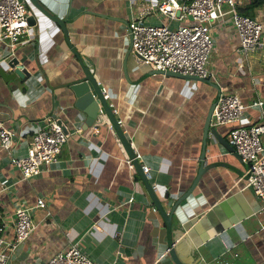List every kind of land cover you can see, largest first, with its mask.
Here are the masks:
<instances>
[{
    "label": "crops",
    "instance_id": "crops-1",
    "mask_svg": "<svg viewBox=\"0 0 264 264\" xmlns=\"http://www.w3.org/2000/svg\"><path fill=\"white\" fill-rule=\"evenodd\" d=\"M38 1L65 20L67 33L24 0L35 22L29 29L32 39L21 42L15 56L29 76L9 81L0 76V121L16 131L11 155L26 154L33 132L49 115H57L69 135L57 161L26 178L0 146L3 247L14 238L16 207H30L33 222L27 238L8 251L6 264H43L77 238L97 264H176L168 252L163 218L152 209L134 163L131 168L126 163L130 156L107 126L105 114L84 127L86 115L73 105L69 84L83 72L71 48L89 66L132 151L140 154L137 160L148 166L145 173L153 191L169 211L196 177L203 123L219 91L237 94L246 105L262 100L261 108L246 106L236 124L264 122V3L251 15L262 21L263 45L248 52L242 71L237 66V37L229 24L213 28L208 67L214 77L209 84L155 72L128 52V22L148 0ZM146 18L174 24L155 13ZM3 55L0 42V58ZM209 126L226 139L231 125ZM204 149L203 165L208 167L172 213L173 242L188 245L187 251H177L188 262L201 256L197 264H264L262 201L245 183L247 164L210 136ZM38 198L43 205L36 204ZM116 231L122 233L119 240Z\"/></svg>",
    "mask_w": 264,
    "mask_h": 264
},
{
    "label": "built area",
    "instance_id": "built-area-1",
    "mask_svg": "<svg viewBox=\"0 0 264 264\" xmlns=\"http://www.w3.org/2000/svg\"><path fill=\"white\" fill-rule=\"evenodd\" d=\"M242 1L249 0H148L140 12L128 22L132 52L141 63L154 69L170 70L204 79H212L213 73L208 67L209 56L214 47L213 28L218 24L228 23L237 37V66L244 69L248 52L262 47V21L254 16L238 11ZM139 10V9H138ZM155 13L166 20L153 23L146 15ZM226 13H228L226 15ZM28 11L23 0H0V42L5 55L0 60L15 56L16 47L31 38L28 22ZM20 66L23 67L19 61ZM104 97L105 94H104ZM262 100H253L250 105L244 104L235 93L219 91L212 108L210 125L230 124L226 140L231 144L241 160L247 164L245 183L262 203L260 211L264 214V122L255 121L249 125L236 124L246 106L261 108ZM101 114H104L99 110ZM120 124V120L117 119ZM107 126L112 128L108 121ZM16 131L0 121V146L9 153L10 162L19 168L23 178L37 173L44 164L57 161L62 144L69 132L57 115H49L38 124L26 147V154L11 155L10 147ZM134 153L126 163L131 168ZM148 172V166L142 165ZM129 201L131 198L128 199ZM37 205H43L38 198ZM156 210V206H152ZM260 227L264 223L259 221ZM5 224L0 212V264H6L9 250L26 239L33 228L30 207L18 206L14 210V238L3 247L2 232ZM120 231L115 232L119 240ZM43 264H97L84 249L81 238L68 244L50 255Z\"/></svg>",
    "mask_w": 264,
    "mask_h": 264
},
{
    "label": "water",
    "instance_id": "water-1",
    "mask_svg": "<svg viewBox=\"0 0 264 264\" xmlns=\"http://www.w3.org/2000/svg\"><path fill=\"white\" fill-rule=\"evenodd\" d=\"M21 1V0H20ZM35 7L39 8L42 10L45 14H47L49 17L53 18L61 27L63 30L64 34L66 35L67 30L65 26V20L63 18H59L52 13H50L47 9H45L38 0H29ZM28 22L29 24H34L35 22V16L33 13L28 15ZM130 35V34H129ZM69 44V43H68ZM72 51H74V54L76 55L81 68L83 75L71 82L69 84V88L73 92L74 95V107L79 109L80 111H83L86 115L85 122H84V127H90L92 125H95L100 121V111L105 114L107 121H109L112 124V129L115 131L120 143L123 145V148L125 149L126 153L130 156H134V152L132 151V148L130 147V142L129 140L125 137L124 133L122 132L121 124L117 122V118L112 112L110 104L106 101V97H104V92L101 90V86L98 84L96 79L94 78L93 74L90 72L89 66L85 63L83 58L79 55L77 51L72 47ZM131 46L128 49V52H130ZM153 71L155 72H161L164 74H170V75H175L179 76L182 78H190V79H200L203 81H206L207 83L211 84L209 79H204V78H199L197 76L193 75H188V74H181L179 72H173L170 70H162V69H154ZM0 76L4 81H9L13 80L16 77L20 79H25L29 76V71L26 69V67L20 66L19 59L14 56L11 57L10 59H6L5 63L0 65ZM214 86H216L215 83H212ZM218 94H216V97L214 101L210 104L208 107V110L206 112L205 120L203 123V131H202V148L201 152L199 155V168L197 170L196 177L194 178L193 182L191 185L188 187V189L180 195L176 200H174L171 205L169 211H166L165 208L163 207L161 201L159 198L156 196L155 192L153 191V188L148 181L146 173L143 171L142 166L140 162L136 159L133 158V163L135 165V168L137 172L139 173V176L144 182L145 188L153 201L154 205L160 212L162 218H163V223L166 226L167 229V241H168V252L171 255V258L174 260L176 264H197L201 260V256L198 257L195 261L193 262H188L183 257L181 254L177 251L182 250L183 252L188 250V245L178 242L176 243L173 242V237H172V217H173V210L175 209V206L178 204V202L185 197L194 187L195 182L197 181L199 175L201 172H203L208 166L203 165V160H204V145L209 138H213L218 144H221L225 148H227L230 151H234V148L229 142L222 136L220 133L215 128H211L209 126L210 123V118H211V112L212 108L217 100ZM239 156V155H238ZM240 158V156H239ZM241 159V158H240ZM183 228H186L185 225H182ZM183 231V229H181ZM178 248V249H177Z\"/></svg>",
    "mask_w": 264,
    "mask_h": 264
},
{
    "label": "trees",
    "instance_id": "trees-1",
    "mask_svg": "<svg viewBox=\"0 0 264 264\" xmlns=\"http://www.w3.org/2000/svg\"><path fill=\"white\" fill-rule=\"evenodd\" d=\"M264 3V0H249V2L245 6H239L238 11L243 14L252 15V10L260 6Z\"/></svg>",
    "mask_w": 264,
    "mask_h": 264
},
{
    "label": "rangeland",
    "instance_id": "rangeland-1",
    "mask_svg": "<svg viewBox=\"0 0 264 264\" xmlns=\"http://www.w3.org/2000/svg\"><path fill=\"white\" fill-rule=\"evenodd\" d=\"M248 2H249V1H242L241 4H240V7H241V6H245ZM227 14H228V13H226V15H227ZM212 53H213V51L210 52V56H211ZM210 56H209V59H210Z\"/></svg>",
    "mask_w": 264,
    "mask_h": 264
},
{
    "label": "flooded vegetation",
    "instance_id": "flooded-vegetation-1",
    "mask_svg": "<svg viewBox=\"0 0 264 264\" xmlns=\"http://www.w3.org/2000/svg\"><path fill=\"white\" fill-rule=\"evenodd\" d=\"M24 1V0H23Z\"/></svg>",
    "mask_w": 264,
    "mask_h": 264
}]
</instances>
